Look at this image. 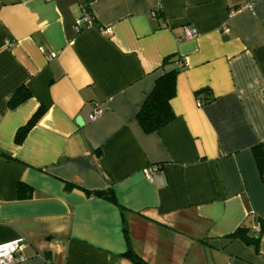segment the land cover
<instances>
[{"label": "crops", "instance_id": "crops-1", "mask_svg": "<svg viewBox=\"0 0 264 264\" xmlns=\"http://www.w3.org/2000/svg\"><path fill=\"white\" fill-rule=\"evenodd\" d=\"M246 2L0 0V244L25 242L18 264H133L129 247L146 264H264V0ZM169 55L186 62L174 118L146 132L135 116ZM243 223L256 249L231 237Z\"/></svg>", "mask_w": 264, "mask_h": 264}, {"label": "trees", "instance_id": "trees-1", "mask_svg": "<svg viewBox=\"0 0 264 264\" xmlns=\"http://www.w3.org/2000/svg\"><path fill=\"white\" fill-rule=\"evenodd\" d=\"M181 58L175 55L166 56L161 63L162 74L156 79L153 89L147 95L143 105L138 110L135 118L140 126L146 132L156 131L160 127L169 123L173 118L174 114L170 107V99L175 94V80L177 74L181 71L179 69V63ZM30 96L29 92L24 88H17L9 96V106L14 107L18 103L22 102ZM43 110L39 108L27 122L18 128L14 136V142L20 144L25 138L27 132L33 127L42 116ZM253 157L261 177L264 178V149L261 145H255L252 147ZM9 157L7 154H3ZM70 185L66 184L65 189H69ZM24 186L20 185L18 191L22 192ZM95 196H103L102 192H95ZM108 198V197H107ZM119 206L113 197L108 198ZM120 210L122 208L119 206ZM249 218V217H248ZM252 220L251 218H249ZM254 231L252 227L246 223L238 226L235 231L231 234V237H237L241 239L245 244L252 246L254 249L257 248L260 232ZM125 239H127L126 227H123ZM133 264H146L130 247L125 254Z\"/></svg>", "mask_w": 264, "mask_h": 264}, {"label": "built area", "instance_id": "built-area-1", "mask_svg": "<svg viewBox=\"0 0 264 264\" xmlns=\"http://www.w3.org/2000/svg\"><path fill=\"white\" fill-rule=\"evenodd\" d=\"M253 0H247L244 7H251ZM82 23H86L88 26L92 24V17L89 13H85L84 16H79L75 20V29L79 31L81 28ZM198 35L196 29H186L184 38L191 39L195 38ZM54 57L53 53H50L49 58ZM179 69L183 70L186 67V62L181 61L179 64ZM103 113V109L98 105L95 104L93 106L92 112L89 115L90 120H95L100 117ZM158 170L157 165H148L143 169V173L149 179H151V175L153 172ZM254 231H259V224H256L253 227ZM25 242L21 239L11 240L8 242H4L0 244V264H18L19 262L23 261L25 257L22 254L23 249L25 248Z\"/></svg>", "mask_w": 264, "mask_h": 264}, {"label": "water", "instance_id": "water-1", "mask_svg": "<svg viewBox=\"0 0 264 264\" xmlns=\"http://www.w3.org/2000/svg\"><path fill=\"white\" fill-rule=\"evenodd\" d=\"M76 122H77L79 125L81 124V119H80V117H77Z\"/></svg>", "mask_w": 264, "mask_h": 264}]
</instances>
